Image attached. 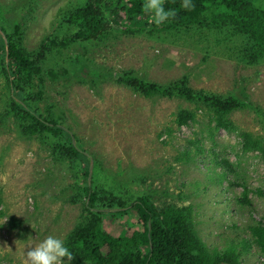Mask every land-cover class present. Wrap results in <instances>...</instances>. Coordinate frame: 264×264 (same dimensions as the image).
<instances>
[{"label": "rangeland", "instance_id": "obj_1", "mask_svg": "<svg viewBox=\"0 0 264 264\" xmlns=\"http://www.w3.org/2000/svg\"><path fill=\"white\" fill-rule=\"evenodd\" d=\"M252 1L264 8V0ZM82 2L0 0V18L17 22L24 46L33 50L46 35L71 33L65 12ZM140 22L114 23L101 39L52 51L33 88L41 90L38 109L50 110L74 135L98 185L123 198L149 193L158 206L192 205L198 237L210 251H220L245 236L249 224H264V162L259 152L242 150L240 136L248 131L264 142V119L250 109H236L226 116L234 129H215L213 114L200 105L146 98L114 78L131 71L166 83L187 75L196 90L233 94L264 109V56L248 63L242 56L246 37L229 26L176 30L142 28ZM1 69L0 61V264H24L28 241L49 235L64 240L87 212L78 195L80 167L53 154L51 138L21 134L8 113L11 90ZM181 109H193L195 118L178 125ZM244 184L249 204L235 200ZM103 225L119 236L140 229L131 209L125 215L106 211ZM241 259L264 264L254 245Z\"/></svg>", "mask_w": 264, "mask_h": 264}, {"label": "trees", "instance_id": "obj_2", "mask_svg": "<svg viewBox=\"0 0 264 264\" xmlns=\"http://www.w3.org/2000/svg\"><path fill=\"white\" fill-rule=\"evenodd\" d=\"M146 0H84L65 12L64 22L74 29L62 36H44L37 47L27 50L23 44L20 25L7 23L0 18V61L2 73L11 90L8 113L17 123L21 134L40 139L51 138L52 153L81 171L82 186L78 195L84 198L87 215L67 234L64 241L73 252V263L91 264H243L241 253L251 245L264 254V224L246 227V235L220 251H210L198 237L194 227L192 205H156L149 193H139L132 198H123L100 186L88 156L75 144L74 135L59 124L51 115L38 109L41 90L34 91L35 80L40 79L43 62L54 50L69 48L76 42L94 41L108 35L114 26L128 23L133 18L140 26L155 29H189L192 25L220 28L229 26L246 37L244 54L248 63H257L264 56V8L252 0H191L193 7H181L182 0H163L166 10H174L161 25L149 20L144 11ZM135 20V19H134ZM97 75H100L97 73ZM114 81L123 84L146 98H181L208 110L214 116L215 129H234L226 116L236 110L247 108L264 119V109L248 100L229 94L222 96L196 90L190 86L187 75L166 83H157L141 78L131 71L118 73ZM193 109H181L175 121L178 125L193 120ZM243 151H257L264 162V142L248 131L240 132ZM223 163H228L225 159ZM219 177H223L220 174ZM236 202L250 203L249 189L244 184ZM133 210L140 229L131 236L113 235L104 228L103 216L108 210L127 214ZM12 226L17 225L9 218ZM233 228H238L233 226Z\"/></svg>", "mask_w": 264, "mask_h": 264}, {"label": "clouds", "instance_id": "obj_3", "mask_svg": "<svg viewBox=\"0 0 264 264\" xmlns=\"http://www.w3.org/2000/svg\"><path fill=\"white\" fill-rule=\"evenodd\" d=\"M143 7L146 13L151 14L150 21L155 25H161L170 17L175 16L174 10L164 8L163 0H146ZM181 7L191 10L193 7L191 0H182ZM25 246H28L29 250L26 253L22 252L24 264H70L73 259V252L59 237L49 235L34 244L28 241Z\"/></svg>", "mask_w": 264, "mask_h": 264}]
</instances>
